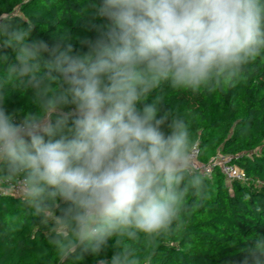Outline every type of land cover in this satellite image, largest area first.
Returning a JSON list of instances; mask_svg holds the SVG:
<instances>
[{"label":"clouds","instance_id":"obj_1","mask_svg":"<svg viewBox=\"0 0 264 264\" xmlns=\"http://www.w3.org/2000/svg\"><path fill=\"white\" fill-rule=\"evenodd\" d=\"M89 14L79 51L0 15V191L42 217L59 264H151L206 187L163 89L242 80L264 59V0H88ZM24 90L33 107L10 112ZM246 245L237 264H264V234Z\"/></svg>","mask_w":264,"mask_h":264},{"label":"trees","instance_id":"obj_2","mask_svg":"<svg viewBox=\"0 0 264 264\" xmlns=\"http://www.w3.org/2000/svg\"><path fill=\"white\" fill-rule=\"evenodd\" d=\"M88 0H0V15L14 25H35L33 37L49 44L66 38L79 51L92 35ZM0 64V73L3 72ZM166 106L189 124L199 160L232 159L247 181H228L220 167L205 176L202 197L189 195L190 211L168 242L151 255V264H237L246 242L264 234V59L250 66L234 86L215 92L163 89ZM8 110L22 114L33 107L27 90L9 92ZM250 154V155H249ZM49 226L22 197L0 195V264H59L49 243ZM109 248L105 258H110ZM90 255L65 264H96Z\"/></svg>","mask_w":264,"mask_h":264},{"label":"built area","instance_id":"obj_3","mask_svg":"<svg viewBox=\"0 0 264 264\" xmlns=\"http://www.w3.org/2000/svg\"><path fill=\"white\" fill-rule=\"evenodd\" d=\"M250 155V154H249ZM242 154L236 155L234 157H230L228 159L222 157H215L211 159L208 163H202L199 160V147L197 146V155L195 166L203 175L211 176L212 172L216 167H220L222 173L225 175L228 181L239 180V181H247V177L243 169L236 163L231 162L232 159L239 160L241 159ZM16 195V193L12 190H4L0 191V195Z\"/></svg>","mask_w":264,"mask_h":264}]
</instances>
